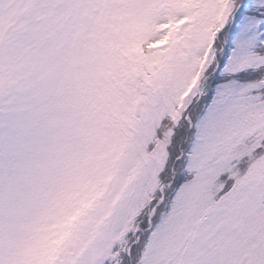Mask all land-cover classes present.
<instances>
[{
    "label": "snow or ice",
    "instance_id": "obj_1",
    "mask_svg": "<svg viewBox=\"0 0 264 264\" xmlns=\"http://www.w3.org/2000/svg\"><path fill=\"white\" fill-rule=\"evenodd\" d=\"M0 264H264V0H0Z\"/></svg>",
    "mask_w": 264,
    "mask_h": 264
}]
</instances>
